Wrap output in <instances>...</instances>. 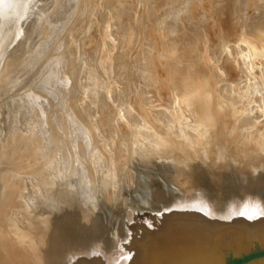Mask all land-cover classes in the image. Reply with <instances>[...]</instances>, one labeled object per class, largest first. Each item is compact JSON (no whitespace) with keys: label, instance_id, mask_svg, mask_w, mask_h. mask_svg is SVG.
Listing matches in <instances>:
<instances>
[{"label":"water","instance_id":"obj_1","mask_svg":"<svg viewBox=\"0 0 264 264\" xmlns=\"http://www.w3.org/2000/svg\"><path fill=\"white\" fill-rule=\"evenodd\" d=\"M0 0V264H264V41L238 36L240 125L218 113L200 36L168 70L172 109L132 113L123 166L73 111L82 57ZM101 147L107 158L98 151Z\"/></svg>","mask_w":264,"mask_h":264},{"label":"rangeland","instance_id":"obj_2","mask_svg":"<svg viewBox=\"0 0 264 264\" xmlns=\"http://www.w3.org/2000/svg\"><path fill=\"white\" fill-rule=\"evenodd\" d=\"M221 1L167 0L159 8L160 0H31L26 33L65 37L79 49L82 67L73 95L74 115L92 141L99 130L113 139L114 172L123 166L133 111L143 106L172 109L167 76L184 31H196L201 38L218 131V113L229 109L231 119L236 117L234 125L241 124L246 95L241 98L243 84H238L242 69L238 36L247 32L245 39L264 41V0ZM150 18L160 23L151 24ZM256 23L258 33L253 32ZM98 151L107 158L101 147Z\"/></svg>","mask_w":264,"mask_h":264},{"label":"bare ground","instance_id":"obj_3","mask_svg":"<svg viewBox=\"0 0 264 264\" xmlns=\"http://www.w3.org/2000/svg\"><path fill=\"white\" fill-rule=\"evenodd\" d=\"M157 1H158V0H157ZM166 1H167V0H165V1H164V0H160V2H162V3L160 4V3L158 2V3H159V6H158V5H157V6H158L159 8L163 7ZM169 1H170V0H169ZM172 1H174V0H172ZM222 1H224V0H222ZM222 1H221V2H222ZM244 1H245V0H244ZM108 2H109V1H108ZM115 2H116V1H115ZM246 2H247V1H246ZM109 3H110V2H109ZM217 3H219V2H217ZM217 3H216V4H217ZM250 3H251V2H250ZM253 3H254V2H253ZM111 4H112V3H110V5H111ZM152 4H153V3H152ZM224 4H225V3H223V5H224ZM107 5H108V4H107ZM218 5H219V4H218ZM152 6H153V5H152ZM210 6H212V5H210ZM220 6H222V5H220ZM240 6H241V5H240ZM213 7H214V6H213ZM222 7H223V6H222ZM228 7H229V6H228ZM260 7H261V6H260ZM165 8H166V7H165ZM218 8H219V7H218ZM118 9H119V8H118ZM240 9H241V8H240ZM247 9H248V8H247ZM158 10H159V9H158ZM162 10H163V9H162ZM215 10H216V9H215ZM227 10H228V9H227ZM233 10H234V9H233ZM237 10H238V9H237ZM116 11H118V10H116ZM118 12H119V11H118ZM158 12H159V11H158ZM158 12H157V13H158ZM160 12L163 13L162 11H160ZM215 12H216V11H215ZM115 13H116V12H115ZM230 13H231V12H230ZM262 13H263V12H262ZM116 14H117V13H116ZM117 15H118V14H117ZM220 15H221V14H220ZM158 16H159V15H158ZM158 16H157V19H158ZM233 16H234V15H233ZM233 16H232V17H233ZM236 16H237V15H236ZM150 17H153V16H150ZM230 17H231V15H230ZM234 18H236V17H234ZM150 19H151V18H150ZM152 19H153V18H152ZM152 19H151V21H152ZM242 19H243V18H242ZM116 20H117V19H116ZM153 20H154V19H153ZM160 20H161V19H160ZM234 20H235V19H234ZM234 20H233V21L230 20V21H231V22H234ZM239 20H240V19H239ZM143 21H144V20H143ZM147 21H148V20H147ZM155 21H158V20H155ZM155 21H152L151 24L156 23ZM165 21H166V20H165ZM240 21H241V20H240ZM249 21H251V20H249ZM148 22H149V21H148ZM158 22H159V21H158ZM158 22H157V23H158ZM159 23H160V22H159ZM239 24H240V23H239ZM252 24H253V23H252ZM257 24H258V23H256V24L254 25V26H255V29L253 30L254 33H258V32H260V29H259V27H258L259 24H258V25H257ZM220 25H221V24H220ZM220 25H219V26H220ZM230 25H231V24H230ZM248 26H249V25H248ZM228 27H229V26H228ZM228 27H227V28H228ZM230 28H231V30H232V29H235V28H233V27H230ZM222 29H223V28H222ZM223 31H224V30H223ZM130 32H131V31H130ZM233 32H234V31H233ZM152 35H153V34H152ZM154 36H155V35H154ZM140 39H141V38H140ZM125 40H126V39H125ZM125 43H126V42H125ZM160 44H161V43H160ZM126 46H127V45H126ZM161 47H162V50H164L165 55L170 56V53H169V51H168V48H165V44H163ZM158 54H159V53H158ZM173 54H174V50H173ZM150 58H151V57H150ZM168 58H169V57H168ZM115 61H116V60H115ZM156 61H157V60H156ZM147 62H148V61H147ZM154 68H155V67H154ZM164 70H165V69H164ZM157 71H158V70H157ZM158 73H159V72H158ZM162 76H163V74H162ZM164 80H165V79H164ZM162 82H163V81H162ZM164 82H166V81H164ZM165 84H166V83H165ZM151 86H152V85H151ZM162 87H163V86H162ZM170 103H171V102H170ZM101 110H102V109H101ZM105 110H107V109H105ZM109 110H110V109H109ZM78 111H79V110H78ZM102 111H103V110H102ZM106 113H109V112H106ZM111 113H112V112H111ZM111 113H110V114H111ZM104 115H105V114H104ZM102 116H103V115H102ZM102 116H101V117H102ZM103 117H104V116H103ZM108 119H109V118H108ZM103 120H104V119H103ZM105 121H106V120H105ZM101 124H102V123H101ZM103 124H104V121H103ZM104 125H105V124H104Z\"/></svg>","mask_w":264,"mask_h":264}]
</instances>
